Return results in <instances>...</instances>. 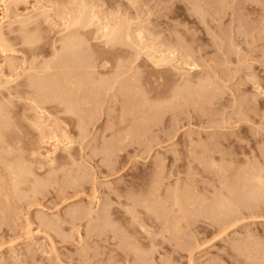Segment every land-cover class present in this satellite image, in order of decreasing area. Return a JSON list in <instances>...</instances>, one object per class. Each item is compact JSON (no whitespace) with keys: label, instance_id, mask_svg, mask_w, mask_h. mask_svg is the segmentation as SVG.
I'll list each match as a JSON object with an SVG mask.
<instances>
[{"label":"rangeland","instance_id":"rangeland-1","mask_svg":"<svg viewBox=\"0 0 264 264\" xmlns=\"http://www.w3.org/2000/svg\"><path fill=\"white\" fill-rule=\"evenodd\" d=\"M82 4L130 40L90 55L75 113L32 110L16 83ZM1 32L0 264H264V0H0Z\"/></svg>","mask_w":264,"mask_h":264},{"label":"bare ground","instance_id":"bare-ground-1","mask_svg":"<svg viewBox=\"0 0 264 264\" xmlns=\"http://www.w3.org/2000/svg\"><path fill=\"white\" fill-rule=\"evenodd\" d=\"M85 8L86 7H84V5L82 4L76 13L71 15L68 19H66V21L63 22V28L61 31L64 32L65 34L58 40L59 41V48L55 52L56 58H55V61L53 63L55 65H49L46 62H42L40 65H37V64H34V62H32L31 66H29V67L31 69L36 70L35 75L33 73V74H31L33 76L30 77V74L25 73L23 71L24 73L22 75H25V78H24L25 80H23V78H22L23 81H21V79H20V81H18L16 83V85H18V87L19 86H22V87L25 86L26 87V89H22V90H20L21 87H19L20 89L17 88V89L13 90V93L17 94L18 96L30 98L31 93L32 92L35 93V91H37L36 97L30 99L32 101L31 102L32 105H29L28 108H30L32 110H36L37 108L42 107V103L45 104L46 102H51V103L54 102L53 103L54 107L57 110L61 109L62 111L64 110V111H69V112L75 113L74 112L75 106H76V109H78L77 104L74 101H71L70 98H72V100H73L74 99L73 96H77L82 91L89 90V87L92 84H96L97 86H100L103 83V81H98V79L95 81L91 77V75L95 73L94 68L96 66L93 64V62L92 63L89 62V59L93 56V54L98 55V56L109 54L110 51L112 50L113 46L123 39V36L129 42L131 36H130V32L128 29H126V28L123 29L124 31L122 33L121 32V25H119L117 23H114V24H111L109 22L108 23H101L99 21V18L97 17V15L94 13V11H92V9L87 11ZM138 31H139V29H138ZM140 34H141V32L140 33L138 32V34H137V31L135 33V36L139 40V43H141L140 38L142 37V36L140 37ZM24 35H25L24 37L26 39L24 41L26 42V44L24 43L22 51L26 54V56L28 55L29 57L30 56L31 57L32 56L33 57L39 56V54L42 51L41 50L42 48H40V47H42V46L41 45H40V47H39V45L34 46L32 40H30V38L25 33H24ZM88 36H90V37H88ZM90 38L93 39L94 41H96V43H97L94 46H91L93 48H89L90 45H89L88 41ZM4 41H5V39L3 38V34L1 32L0 33V52L3 53V52H7V51H14V49L10 48L8 46V44H6ZM16 43L18 44L19 42H16ZM15 44H12V45H15ZM144 46H146V45H144ZM90 55H92V56H90ZM98 56H96V57H98ZM151 58L153 59L152 62L154 63V65L165 64V63L170 62L169 56L164 55V54H162V56L160 58H158V57L154 56V54H152ZM93 59H95V57ZM58 66H60V67H58ZM52 67H54L56 70L49 73L48 71ZM56 67H58V68H56ZM99 67L104 68L103 64H101V66L99 65ZM19 76H21V74H19ZM8 82H9L8 79H1L0 78V87L3 84H6ZM203 82L204 81L202 80V83ZM199 83H200V85H199ZM199 83L197 84V86H202V85L204 86V84H202L201 82H199ZM8 89H12V88H8ZM182 91L183 90L181 89V92ZM3 93L4 92L1 91V94H3ZM10 93H9V95H10ZM44 93L45 94L48 93L50 95V97L46 96L47 97L46 98ZM179 93H180V91H177L175 93V95L179 96L180 95ZM11 95H12V93H11ZM70 96H72V97H70ZM86 102L87 101L85 100L84 103H86ZM77 103H78V101H77ZM80 104H78L79 107H80ZM76 109H75V111H76ZM79 110L77 112H80ZM2 113L4 115L5 112H1V114ZM9 114H8V117H9ZM5 116H7V115H5ZM0 119H1V117H0ZM0 121H2L1 122L2 124L7 122V120H5L3 118ZM77 121L80 123L83 120H81V118H79V120H77ZM1 123H0V125H1ZM43 124L44 123H43L42 117L40 115H34L32 117L31 125L34 127L33 129L38 130V133H40L41 135L44 136ZM81 124H82V122H81ZM7 125H8V123H7ZM4 127H3V129H5ZM6 128H8V126ZM137 128L139 129V127H137ZM131 129L132 128H130V130ZM2 137H3V135H2ZM60 141H58V142H60ZM68 143H70V142H68ZM2 145H3V143H2ZM65 148H66V146H65ZM8 149L9 148L7 147V151H8ZM1 158H2V160H5V159H3V157H1ZM51 158H52V156H51ZM57 159L61 161L63 158H62V156H58ZM54 161H56V160H54ZM19 165L20 164H18V162L12 163V161L5 164V169H6V172H8V174L10 175V180H12L11 182L17 183V181L19 180L18 178L21 176V174L23 172L22 167ZM7 175H5V176L8 177ZM252 175H251V178L249 177V181L254 180L256 182L255 184H257L258 186L262 184V187H263L262 189H264V186H263L264 185V183H263L264 177H262L261 175H253V176Z\"/></svg>","mask_w":264,"mask_h":264}]
</instances>
